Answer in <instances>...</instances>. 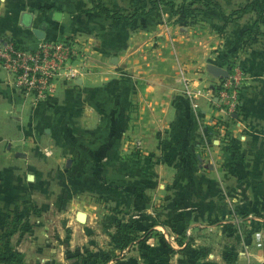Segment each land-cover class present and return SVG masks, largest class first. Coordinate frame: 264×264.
Returning <instances> with one entry per match:
<instances>
[{
    "label": "rangeland",
    "instance_id": "1",
    "mask_svg": "<svg viewBox=\"0 0 264 264\" xmlns=\"http://www.w3.org/2000/svg\"><path fill=\"white\" fill-rule=\"evenodd\" d=\"M151 1L37 0L73 18V32L59 38L75 46L76 72L61 80L72 84L49 143L33 130L0 136V258L99 264L121 254L113 235L131 224L149 236L128 251L156 263L200 256L194 234L264 229V119H246L241 101L230 112L210 100L228 76L241 87L253 58L264 79V3L216 0L227 20L192 0L131 19L97 8L129 16ZM164 1L176 9L182 0ZM194 80L204 84L199 95Z\"/></svg>",
    "mask_w": 264,
    "mask_h": 264
},
{
    "label": "crops",
    "instance_id": "2",
    "mask_svg": "<svg viewBox=\"0 0 264 264\" xmlns=\"http://www.w3.org/2000/svg\"><path fill=\"white\" fill-rule=\"evenodd\" d=\"M248 1L264 3V0ZM50 6V4L38 3L37 0H0V37L34 48L43 40L58 39L73 32L75 29L73 18L67 17L61 10H49ZM35 29L43 32L42 38L35 36L33 33ZM251 61H253L252 67L248 64L243 67L245 74L243 73L244 77L240 87L242 111L246 119L247 115H257L264 119V79L255 73L260 67H255L258 65L254 64V62L259 63L261 58H253ZM113 65L116 67L119 62ZM128 70L134 71V64L130 61ZM13 78V73L0 65V132L3 133H0V136L13 139L17 138L22 131L23 134L28 135L33 130L34 132H45L44 135L47 137L42 141L49 143L50 137L47 133L48 131L50 133L53 128L52 124H57V112L64 110L63 99L68 94L72 82L57 79L54 95L46 101L32 105L29 96L24 95L15 87ZM194 84L197 89L204 86L202 81L194 80L191 85ZM231 126L241 128L243 124L235 123ZM257 231L260 232L256 235L257 237L253 233L194 234L192 241L203 243L200 256L195 254L191 256L189 251L184 254L175 252L171 257H165L153 263L150 257L145 258L141 254L138 256V253L128 251L127 248L126 251L123 250L125 252L109 260L107 264H264V229L257 228L255 232ZM258 239L261 242L259 246L255 243ZM165 240L167 241L166 238ZM214 240L228 243L217 245L213 243ZM248 241L250 244L247 243ZM235 248L239 249L232 251Z\"/></svg>",
    "mask_w": 264,
    "mask_h": 264
},
{
    "label": "built area",
    "instance_id": "3",
    "mask_svg": "<svg viewBox=\"0 0 264 264\" xmlns=\"http://www.w3.org/2000/svg\"><path fill=\"white\" fill-rule=\"evenodd\" d=\"M75 57V46L66 37L43 40L34 48L0 37V65L13 73L15 87L29 96L32 105L54 95L57 79H69L75 74ZM221 88L218 94L211 95L212 104L230 112L236 110L241 101L239 78L228 76ZM196 93L199 95L200 90Z\"/></svg>",
    "mask_w": 264,
    "mask_h": 264
},
{
    "label": "trees",
    "instance_id": "4",
    "mask_svg": "<svg viewBox=\"0 0 264 264\" xmlns=\"http://www.w3.org/2000/svg\"><path fill=\"white\" fill-rule=\"evenodd\" d=\"M193 2H197L201 5H203L206 10H211V9H215L219 12L220 16L224 19L227 20L228 16L224 13L221 5L219 4L218 1L216 0H192ZM184 0L181 1L180 5L178 7H176V9L174 8L175 4L172 1H164V0H152L150 3V6L147 10L139 8L136 9L131 15L129 16H124L121 15L120 13H113L111 14L109 12V10L105 9L104 7H102L100 4L97 5V8L99 9V11H101L102 13H104V15L107 18H112V17H117L119 19H131L134 18L137 14H144V13H148L150 11H154L155 9H157L159 7V5L163 4V5H169L170 9L173 13H177L179 10H183L184 8ZM253 10H255L257 16L260 14L259 12V8L256 5H252L251 6ZM183 8V9H182ZM45 9V8H43ZM149 235H147L146 233L144 235H137L134 231L133 226L130 224H118L116 226L115 229V234L113 235V242L116 246V250H117V254H119L120 252H122L123 250L129 248V246L136 242V240H138L139 238H141L142 240H146V238H148ZM117 255H115L114 257H109L107 256L103 261L99 262V264H107V262L111 259H114ZM0 261H2L5 264H19V260L14 257V256H7L5 258H0Z\"/></svg>",
    "mask_w": 264,
    "mask_h": 264
},
{
    "label": "water",
    "instance_id": "5",
    "mask_svg": "<svg viewBox=\"0 0 264 264\" xmlns=\"http://www.w3.org/2000/svg\"><path fill=\"white\" fill-rule=\"evenodd\" d=\"M33 33H34L35 36H36L37 38H39V39L43 37V32L40 31V30L35 29V30H33ZM209 71H210V73H211L213 76H215V77H220V76H222V77H227V71H225L223 68H221V67H219V66L211 65V66H209ZM78 217H79L80 219L83 218L82 215H79Z\"/></svg>",
    "mask_w": 264,
    "mask_h": 264
}]
</instances>
